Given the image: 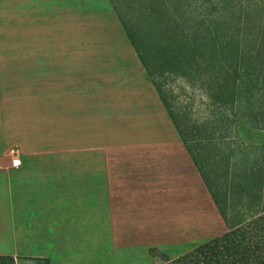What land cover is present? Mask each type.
Listing matches in <instances>:
<instances>
[{
	"label": "rangeland",
	"instance_id": "1",
	"mask_svg": "<svg viewBox=\"0 0 264 264\" xmlns=\"http://www.w3.org/2000/svg\"><path fill=\"white\" fill-rule=\"evenodd\" d=\"M172 119L216 196L258 171L264 197V0H0V264H165L226 231L120 249L100 177L45 172L78 154L25 155Z\"/></svg>",
	"mask_w": 264,
	"mask_h": 264
},
{
	"label": "crops",
	"instance_id": "2",
	"mask_svg": "<svg viewBox=\"0 0 264 264\" xmlns=\"http://www.w3.org/2000/svg\"><path fill=\"white\" fill-rule=\"evenodd\" d=\"M63 139L72 146L31 148L25 155L78 154L73 165L45 172L69 174L81 185L92 182L89 174L100 177L113 244L120 249L174 246L189 235L207 233L211 220L221 217L170 120L93 125Z\"/></svg>",
	"mask_w": 264,
	"mask_h": 264
},
{
	"label": "trees",
	"instance_id": "3",
	"mask_svg": "<svg viewBox=\"0 0 264 264\" xmlns=\"http://www.w3.org/2000/svg\"><path fill=\"white\" fill-rule=\"evenodd\" d=\"M172 122L186 149L192 154L183 133L173 119ZM193 161L228 228L165 264H264V197L262 193L261 198L259 187L262 183L260 180L263 177L262 173L254 172L256 181L253 186L244 184L248 187L247 190L254 191L251 194L247 192V199L240 198L241 192L234 189L235 183L231 198L229 195L218 197L211 191L199 164L194 159Z\"/></svg>",
	"mask_w": 264,
	"mask_h": 264
},
{
	"label": "built area",
	"instance_id": "4",
	"mask_svg": "<svg viewBox=\"0 0 264 264\" xmlns=\"http://www.w3.org/2000/svg\"><path fill=\"white\" fill-rule=\"evenodd\" d=\"M8 152L10 153L9 165L14 168L20 167L21 159L19 157L18 151L15 148L10 147Z\"/></svg>",
	"mask_w": 264,
	"mask_h": 264
}]
</instances>
